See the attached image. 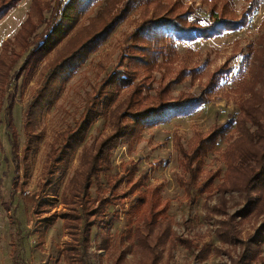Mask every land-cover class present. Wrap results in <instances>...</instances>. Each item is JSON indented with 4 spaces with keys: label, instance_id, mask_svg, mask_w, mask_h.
<instances>
[{
    "label": "rangeland",
    "instance_id": "obj_1",
    "mask_svg": "<svg viewBox=\"0 0 264 264\" xmlns=\"http://www.w3.org/2000/svg\"><path fill=\"white\" fill-rule=\"evenodd\" d=\"M39 1L52 7L57 0ZM175 1H180L183 10L190 7L192 15L200 17L209 13L212 4L220 12L227 2L229 13L240 19L251 0ZM32 2L21 0L0 21V46L19 30L27 19ZM102 2L93 3L80 15L78 24L69 34L70 43L63 40L29 77L19 79L8 90L14 100L11 117L16 133L15 153L19 167L14 185L16 167L5 123L2 122L0 264H12L13 250L19 252L25 264H79L74 260L76 257L70 258V253L65 249V243L70 239L58 217L65 212L61 203L62 189L80 170L81 147L71 157L64 175L56 177L55 196H51V187L43 188L46 180L44 167L46 163L48 166L47 158L52 151L62 143L63 134L79 120L103 78L118 67L125 38L146 14L149 16L154 11V6L142 8L136 5L97 49L86 54L83 62L66 79L60 78L57 99L38 119L36 129L41 140L37 150L28 155L27 163L21 159L24 145L22 124L24 111L38 88L40 72L56 58L59 51L65 52L69 44L73 46L79 43L82 38L79 35L84 32L82 28L90 27L89 20L100 10ZM116 2L115 6L119 7L120 2ZM43 14L47 18L46 11ZM263 20L264 0H257L248 22L237 31L176 45L178 59L172 64L174 72L168 78H173L182 67L200 68L203 73L196 79L189 76L181 79L180 83L171 86L170 96L176 97L180 92L197 94L209 75L228 60L233 68L232 73L209 95L205 105L187 116L144 129L131 144H120L113 151V168L100 178V184L93 185L92 197L102 195L106 178L123 174L124 167L128 165L129 168L134 167L133 179L131 183L124 182L120 192L129 190L134 184L133 191L156 187L160 202L153 207V211H163L153 218L152 225L144 221L141 223L138 212L130 209L135 194L128 195L123 205L111 209L117 217H112L109 225L92 229L87 251L88 264H264V192L261 195L252 193L251 198H247L232 185L223 182L225 166L221 154L227 146L230 130L208 152L201 181L192 191L183 186L182 182L187 178L175 150L176 139L187 148L197 140L196 135L203 137L213 125L234 119L239 112V103L249 98V89L256 82L248 70L249 62H244L243 57L249 47L257 49L264 31ZM155 76L158 78V73ZM240 88L244 90L239 93L236 90ZM253 91L257 92L255 101L264 107V84H257ZM125 97L122 91L117 99L123 100ZM1 118L3 120V112ZM112 131L110 118L98 119L86 136L84 144L87 151ZM209 176L212 178L209 179ZM47 200L49 204L45 203ZM37 204L39 207H36ZM143 214L149 216V213ZM164 214L165 218L162 217ZM49 217L54 218L50 226L40 223V220L45 221Z\"/></svg>",
    "mask_w": 264,
    "mask_h": 264
},
{
    "label": "trees",
    "instance_id": "obj_2",
    "mask_svg": "<svg viewBox=\"0 0 264 264\" xmlns=\"http://www.w3.org/2000/svg\"><path fill=\"white\" fill-rule=\"evenodd\" d=\"M99 1L57 0L50 7L42 1L33 0L27 19L13 38L5 39L0 46V125L5 123L12 147L16 167L14 185L19 165L15 153L16 133L11 117L14 100L8 90L19 79L29 77L63 40L70 43L69 34L78 24L80 15ZM115 1L120 2L119 7L115 6ZM19 2L21 0H0V21ZM100 4V10L89 20L90 27L82 28L84 32L79 35L82 36L79 43L73 46L69 44L65 52L59 51L56 58L40 72L38 88L24 111L22 124L24 145L21 159L27 163L28 155L37 150L41 140L36 129L38 119L57 99L61 87L60 78L66 79L83 62L86 54L97 49L136 5L142 8L154 6V11L149 16L146 14L125 38L118 67L103 78L100 88L79 120L63 134L62 143L52 151L47 158L49 164L47 166L46 163L44 167L46 180L43 188L51 187V196H55L58 182L56 177L64 175L71 157L81 147L80 170L62 189L61 203L65 212L58 217L70 239L65 243V249L70 253V258L76 257L74 260L79 264H88L87 251L92 229L109 225L112 217H117L111 209L123 205L131 193L135 196L130 209L138 212L141 223L144 221L152 225L153 218L163 211H153V207L160 202L156 187L133 191L136 186L134 184L129 190L120 192L121 185L124 182L131 183L133 179L134 167L129 168L128 165L124 167L123 174L106 178L102 195L92 197L93 185L100 184V178L113 168L111 157L117 146L131 144L144 129L191 114L208 103L209 95L232 73L233 68L229 66L228 60L209 75L197 94L180 92L172 97L169 94L171 86L180 83L186 76L196 79L203 73L200 68L182 67L173 78H168L174 72L172 64L178 59L176 45L237 31L248 22L257 0L249 2L240 19L229 13L227 2L222 5L220 12L212 4L204 17L193 16L190 7L183 10L180 1L175 0H103ZM43 11L48 14L47 18ZM262 24L264 26V20ZM243 61L249 62L248 70L254 75L255 86L264 84V31L257 49L249 47ZM121 66H124L123 70H120ZM255 86L249 89V98L239 103V112L234 119L229 118L223 124L213 125L203 137L196 135L197 140L187 148L176 139L178 161L187 178L182 183L187 190L192 191L201 181L204 159L217 141L230 130L227 146L221 154L225 166L223 182L232 185L247 198H251L252 193L261 195L264 192V107L255 101ZM243 90L240 88L236 91L240 93ZM122 91L126 97L118 100L117 96ZM100 118H110L113 131L87 151L84 144L86 136ZM45 203L49 204L48 200ZM143 212L149 213L150 217ZM162 217L165 218V214ZM40 221L50 226L54 218ZM12 258V264H25L16 250H13Z\"/></svg>",
    "mask_w": 264,
    "mask_h": 264
},
{
    "label": "crops",
    "instance_id": "obj_3",
    "mask_svg": "<svg viewBox=\"0 0 264 264\" xmlns=\"http://www.w3.org/2000/svg\"><path fill=\"white\" fill-rule=\"evenodd\" d=\"M13 252V251H12ZM13 261V260H12Z\"/></svg>",
    "mask_w": 264,
    "mask_h": 264
}]
</instances>
